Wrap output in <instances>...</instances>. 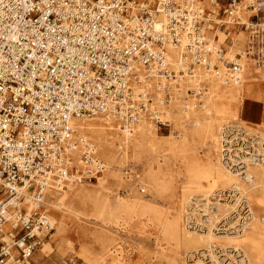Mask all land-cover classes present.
Returning a JSON list of instances; mask_svg holds the SVG:
<instances>
[{
    "label": "bare ground",
    "instance_id": "1",
    "mask_svg": "<svg viewBox=\"0 0 264 264\" xmlns=\"http://www.w3.org/2000/svg\"><path fill=\"white\" fill-rule=\"evenodd\" d=\"M179 1L188 9L205 11L209 7L216 14V0ZM246 4L247 1L242 3L244 6ZM253 13L240 6L234 20L229 17L230 20L223 23L226 25L225 31L228 24L252 27L247 21ZM207 29L211 30L210 27ZM219 33V30L215 35L214 32H206V66H192L184 45L175 47L165 44V68L169 78L160 76L157 70L138 68V80L131 85V101L135 106L142 105L143 110L134 124L125 123L122 113L119 116L108 112L71 118L69 126L72 134L67 142L69 148L64 147L61 151L58 164L68 171L74 169L67 159L70 153L78 159L79 164H86L92 169L91 172H113L117 177L122 172L130 149L134 157L147 152L142 184L149 192L164 196L172 188L170 167L163 150L167 146L171 155L181 159L180 172L186 179L178 197L179 206L175 209V215L166 212L158 224L156 247L162 252L173 253L175 262L172 264H264V112L260 124L241 119L240 109L244 101L249 97L259 98L257 92L249 88H245L246 97L238 100L234 110L224 105L218 95L221 84L240 89L247 82L242 62L244 53L237 52L232 46L225 57L228 63L237 65L238 70L233 72L228 69L222 57L223 50L218 45L224 43ZM218 61L222 62L221 65L217 64ZM156 121L168 122L178 132L177 139L170 135L167 138L159 136ZM198 143L201 146L197 148ZM187 152L194 153L188 155ZM84 153L89 163L80 160ZM98 167L101 171H97ZM48 180H52L51 175ZM88 191L81 177L68 173L59 184L49 183L40 193L42 199L46 192L51 194L49 202L42 201L41 207L44 205L42 215L51 226L52 233L54 230L58 236L63 233V216L71 213L64 205L66 195L74 194L82 205L90 199ZM12 202H15L17 209L23 207L28 215L36 207L34 194H27L23 190H18L17 199ZM146 205L138 197L133 202L117 198L111 204H106L105 214L111 218L130 208L144 209ZM5 217L6 222L0 229L4 232L3 241L11 247L8 237L11 226L8 221L12 216L7 213ZM201 217H205V224ZM223 217L225 219L219 222ZM216 228L218 233H223L221 237H215L213 229ZM47 241L39 250L40 257L45 255ZM99 242L102 261H107L109 257L112 260L115 238L111 234H103Z\"/></svg>",
    "mask_w": 264,
    "mask_h": 264
},
{
    "label": "built area",
    "instance_id": "2",
    "mask_svg": "<svg viewBox=\"0 0 264 264\" xmlns=\"http://www.w3.org/2000/svg\"><path fill=\"white\" fill-rule=\"evenodd\" d=\"M216 3L217 14L179 0H0V227L12 216L11 247L0 229V264H35L49 240L40 193L70 172L58 164L71 118L122 113L134 124L143 107L131 101V85L138 68L170 77L165 44L184 45L192 66H206V32L222 28L221 18H235L240 6L255 12L250 19L264 16V0ZM18 190L34 194L30 215L12 202Z\"/></svg>",
    "mask_w": 264,
    "mask_h": 264
},
{
    "label": "rangeland",
    "instance_id": "3",
    "mask_svg": "<svg viewBox=\"0 0 264 264\" xmlns=\"http://www.w3.org/2000/svg\"><path fill=\"white\" fill-rule=\"evenodd\" d=\"M207 9L212 11L209 7L205 10ZM219 9L220 6L217 3L214 12L217 14ZM221 20H223L222 23H225L227 20H230V18H225V21L224 18H221ZM231 20L233 21L234 18ZM247 22L252 25V27H248L247 25L228 24L227 31H225L226 25L222 28L217 27L213 31L215 35V32L219 30V34L222 36V40H224V43L218 45L221 49H224L222 57L227 63L228 59L225 55L230 51L232 46L237 52L244 53L242 62L244 77L245 80H247L246 84L240 89L226 87L221 84L218 87V95L221 96L224 105L226 104L228 108L234 110L238 100L242 97H246L245 88L257 92L259 98L249 97V100L246 99L244 101L240 109V117L243 121L253 122L252 124H260L264 112V16H260L257 19L249 18ZM210 28L213 29L212 25H210ZM252 32H256V34H251ZM221 63V61L217 62L218 65H221ZM257 94L254 95L256 96ZM189 95H192V93L189 92ZM149 104H151V102H149ZM166 104L169 103L166 102ZM156 124L159 136L167 138L170 135L177 139L178 132L173 130L168 122L160 123L156 121ZM253 126V128H256L255 125ZM250 133L253 132L250 131ZM196 146L198 148L201 145L198 143ZM163 150L165 159L170 167V175L172 176V188L164 196L149 192V190H147L148 188L142 184L145 179L142 176L143 170L147 166L146 162L148 160L147 152L145 154H140L139 157L137 155L134 157L130 149L124 161L122 172L117 177H115L113 172L104 174L95 173L96 170L91 172L92 169H89L86 164H79L78 159L69 153L67 159L68 162L71 161L70 167L74 168L69 173L70 175L74 174L77 177H81L83 184L88 186V197L90 199L81 205L74 194L66 195V202H64V205L71 210V213H66L63 216L64 231L58 236L56 235V230H54L51 234L52 237L47 241L48 246L44 257L39 256V251L36 253L34 257L35 264L174 263L175 260L171 251L162 252L156 247V240H158V224L160 218L166 212H170L173 216L175 215V209L179 206L178 197L181 193L182 186H185L186 179L180 172L181 167L179 163L181 159L178 157V159L175 158L173 154L171 155V153L167 151V146L163 147ZM193 153L194 152H187L188 155H192ZM201 153H203V151ZM80 160H82V155L80 156ZM82 162L85 163L83 160ZM89 172L91 173L89 174ZM88 175H91L93 178H86L89 177ZM49 191H52V193L55 192L54 190ZM48 192H46V196L42 199L45 203L49 202L51 199V194ZM136 197L141 198V200L147 204L146 208H130L128 211H124V214L111 216L112 219L105 214L107 213L105 210L106 204H111L113 200L118 198V200L121 201L133 202ZM21 203L24 204V202ZM99 207H102V209L100 210ZM152 208L154 210H152ZM262 216L260 218H263ZM223 219L225 218L219 219V222ZM221 224L223 223H220V225ZM217 228L213 229L216 235L215 237H221L223 233H221V231L218 233ZM103 234H111V236L115 238L114 243L116 247L112 260L109 257L107 261H102L100 257L99 238ZM12 251L11 254L14 257L16 251L14 249H12ZM217 251L219 250H216V252ZM82 256L86 261H84ZM218 256L219 254L217 257ZM100 259L101 261H99ZM192 259L194 260V257H192Z\"/></svg>",
    "mask_w": 264,
    "mask_h": 264
},
{
    "label": "crops",
    "instance_id": "4",
    "mask_svg": "<svg viewBox=\"0 0 264 264\" xmlns=\"http://www.w3.org/2000/svg\"><path fill=\"white\" fill-rule=\"evenodd\" d=\"M42 208L44 209V205L42 206ZM52 237V236H51Z\"/></svg>",
    "mask_w": 264,
    "mask_h": 264
}]
</instances>
